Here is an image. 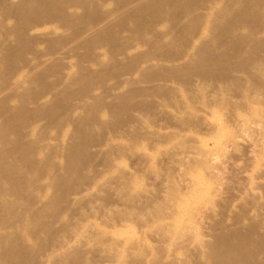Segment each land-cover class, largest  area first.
Masks as SVG:
<instances>
[{"label":"bare ground","instance_id":"6f19581e","mask_svg":"<svg viewBox=\"0 0 264 264\" xmlns=\"http://www.w3.org/2000/svg\"><path fill=\"white\" fill-rule=\"evenodd\" d=\"M248 132L264 0H0V264H264L209 186Z\"/></svg>","mask_w":264,"mask_h":264},{"label":"rangeland","instance_id":"374dc122","mask_svg":"<svg viewBox=\"0 0 264 264\" xmlns=\"http://www.w3.org/2000/svg\"><path fill=\"white\" fill-rule=\"evenodd\" d=\"M243 98V94L239 93L235 95L234 99L236 101H241ZM249 103H251L253 100L249 99ZM263 103V100H260V104ZM200 104V102H198ZM248 106V105H247ZM246 109L238 110L237 112H234L230 114L233 116H238L239 113L243 112ZM230 112V111H229ZM211 119V118H209ZM152 120V118H149V122ZM159 120H155V124L159 123ZM223 129L218 133H210L209 131H205L202 129H199V127H196L193 129V132L191 133L192 136H196L204 141V143L207 146L205 147H213L214 146V137L223 139H226L229 135L236 134L237 130L240 129V127L234 123L232 120L222 121ZM162 124V123H161ZM160 124V125H161ZM158 127H170V125L162 124ZM164 125V126H163ZM184 137L177 139L176 141H181ZM248 140V143L246 145H239L236 149H232V147H226L227 149V163L224 165V167L221 170H216L215 173H211L208 171V173L211 175L210 178V187H213L210 192H215V188L217 185L216 182H219L220 188H219V195L223 196L224 201L220 204V206L217 208V210H224L227 208L232 207V211L230 213H227V222L231 223L232 219L237 216V214L241 211L246 210V220H244V225L247 227V225L255 219H260L262 222L261 225L264 228V218L263 215L253 211V203H257L260 206H264V165H262V161L251 154L248 150H251V148H259L263 149L261 137L260 135L248 132L245 137ZM129 163L126 162V166H128ZM163 168L165 167L162 166ZM193 169H196L197 166L193 165ZM139 169V167L137 166ZM143 170L146 169V167H142ZM206 170V169H205ZM173 175L175 177V181L182 182L184 180V177L182 173L173 170ZM214 177H217L214 179ZM215 181V182H214ZM221 182L223 186L221 187ZM214 183V184H213Z\"/></svg>","mask_w":264,"mask_h":264}]
</instances>
